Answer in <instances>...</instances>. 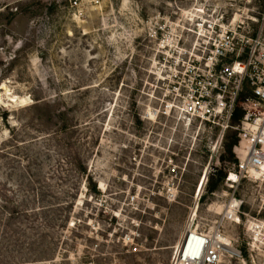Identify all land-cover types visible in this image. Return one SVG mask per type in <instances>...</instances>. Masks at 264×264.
<instances>
[{"label": "rangeland", "instance_id": "374dc122", "mask_svg": "<svg viewBox=\"0 0 264 264\" xmlns=\"http://www.w3.org/2000/svg\"><path fill=\"white\" fill-rule=\"evenodd\" d=\"M262 10L0 0V264H170L192 220L211 228L231 197L241 221L222 229L242 257L221 264H264L245 223L264 219V179L226 181L235 130L210 123L207 67L210 20L253 35Z\"/></svg>", "mask_w": 264, "mask_h": 264}, {"label": "built area", "instance_id": "2783aa9c", "mask_svg": "<svg viewBox=\"0 0 264 264\" xmlns=\"http://www.w3.org/2000/svg\"><path fill=\"white\" fill-rule=\"evenodd\" d=\"M222 19L223 16L221 22L210 20V25L207 24L210 28L209 110L210 123L222 120V133L228 128L237 131L238 141L233 147L236 167L226 175L232 187L243 178L264 179V10L253 35L230 28ZM204 90L208 95L209 87ZM236 106L242 116L233 126L231 117ZM203 107L207 109V105L198 104L201 115L197 117L205 114ZM226 221H241V201L234 197L227 201L223 215L211 228L195 227L192 220L173 246L170 264H221L225 258H241V250L222 229ZM245 223L251 233L246 245L250 249L258 244L264 247V219L247 218Z\"/></svg>", "mask_w": 264, "mask_h": 264}, {"label": "trees", "instance_id": "16d2710c", "mask_svg": "<svg viewBox=\"0 0 264 264\" xmlns=\"http://www.w3.org/2000/svg\"><path fill=\"white\" fill-rule=\"evenodd\" d=\"M242 116V111L239 107H235V110L233 112V115L231 117V125H236L240 118ZM237 131L235 130V134H234V137L232 138V140L228 143V144H225V151L228 153V159L232 162V163H236L237 160L234 156V153H233V147L234 145L237 144ZM220 159H223V158H220ZM82 172L86 175L87 179L89 178V174L87 173V170L86 168H82ZM221 174V173H220ZM223 176L220 175V179H222ZM217 186L216 183L212 182V181H208V190H213L215 187Z\"/></svg>", "mask_w": 264, "mask_h": 264}, {"label": "bare ground", "instance_id": "6f19581e", "mask_svg": "<svg viewBox=\"0 0 264 264\" xmlns=\"http://www.w3.org/2000/svg\"><path fill=\"white\" fill-rule=\"evenodd\" d=\"M9 101H10V102H23L24 99H22V98L18 99L17 96H13V95H11V97H9ZM24 102H25V101H24ZM231 177H233V175H231ZM205 180H206V174L203 175V178H202L201 183H200V185H199V187H200V191H201V189H202V187H203V185H204Z\"/></svg>", "mask_w": 264, "mask_h": 264}]
</instances>
